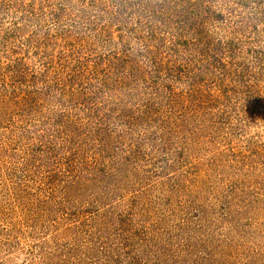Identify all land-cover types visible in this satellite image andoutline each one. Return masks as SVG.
I'll list each match as a JSON object with an SVG mask.
<instances>
[{
	"label": "rangeland",
	"instance_id": "1",
	"mask_svg": "<svg viewBox=\"0 0 264 264\" xmlns=\"http://www.w3.org/2000/svg\"><path fill=\"white\" fill-rule=\"evenodd\" d=\"M0 264H264V0H0Z\"/></svg>",
	"mask_w": 264,
	"mask_h": 264
}]
</instances>
